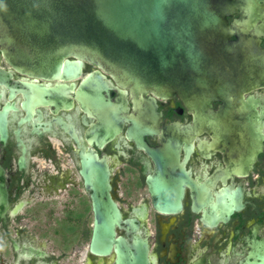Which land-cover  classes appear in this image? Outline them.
<instances>
[{"label":"flooded vegetation","instance_id":"af4514ba","mask_svg":"<svg viewBox=\"0 0 264 264\" xmlns=\"http://www.w3.org/2000/svg\"><path fill=\"white\" fill-rule=\"evenodd\" d=\"M254 1L249 55H263L264 0ZM96 71L114 89L84 90ZM0 72V264H113V253L90 250L96 220L113 211L116 235L146 242L149 264H264V85L244 93L241 115L235 94L229 107L213 102L207 125L178 93L134 97L87 61L78 77L51 80L20 71L0 47ZM89 94L122 106L86 107Z\"/></svg>","mask_w":264,"mask_h":264},{"label":"water","instance_id":"95a60500","mask_svg":"<svg viewBox=\"0 0 264 264\" xmlns=\"http://www.w3.org/2000/svg\"><path fill=\"white\" fill-rule=\"evenodd\" d=\"M259 11L254 0H0V47L20 71L51 80L78 77L87 61L134 97L178 93L195 122L208 125L216 122L213 102L229 107L235 94L241 115L252 103L244 93L264 85V62H256L264 54L249 55L250 46L258 43L249 34L256 29ZM237 13L241 18L229 24ZM235 34L243 37L239 43L232 41ZM104 78L99 71L89 73L82 86L93 92L114 89ZM59 90L69 92L67 86ZM82 102L93 109L122 106L101 94L83 95ZM150 103L156 109L155 101ZM6 111L0 113L4 142ZM244 131L246 138L253 137L248 135L253 129ZM6 203L0 180V205ZM176 204L179 208V199ZM108 219L96 220L91 252L113 253V264H149L147 243L118 237L121 218L115 211Z\"/></svg>","mask_w":264,"mask_h":264}]
</instances>
